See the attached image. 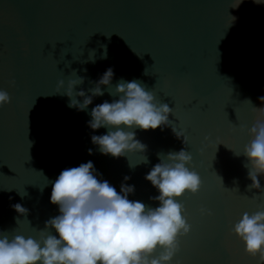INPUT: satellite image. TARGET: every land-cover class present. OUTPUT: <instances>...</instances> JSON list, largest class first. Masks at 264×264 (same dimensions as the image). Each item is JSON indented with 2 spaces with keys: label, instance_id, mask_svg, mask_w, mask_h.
<instances>
[{
  "label": "water",
  "instance_id": "water-1",
  "mask_svg": "<svg viewBox=\"0 0 264 264\" xmlns=\"http://www.w3.org/2000/svg\"><path fill=\"white\" fill-rule=\"evenodd\" d=\"M239 2L0 0V90L11 97L0 106V232L39 239L45 222L60 214L50 201L55 180L88 161L98 179L117 191L122 183L134 185L130 200L157 207L151 198L159 191L145 176L160 162L158 154L167 159L186 149L193 156L187 167L202 185L177 198L192 228L179 237L171 264H264L233 231L245 212L264 210V190L248 189L244 165H251L243 155L256 108L264 107V0ZM108 68L114 76L110 88L101 85L104 95L85 111L69 107L68 81L85 77L75 91L91 95ZM121 79L140 81L173 108L169 120L187 144L171 126L125 129L147 151L102 154L91 137L108 129L90 128V113L119 98ZM259 180L264 187V174ZM17 203L29 210L26 216L12 207Z\"/></svg>",
  "mask_w": 264,
  "mask_h": 264
},
{
  "label": "clouds",
  "instance_id": "clouds-1",
  "mask_svg": "<svg viewBox=\"0 0 264 264\" xmlns=\"http://www.w3.org/2000/svg\"><path fill=\"white\" fill-rule=\"evenodd\" d=\"M113 76V69L108 68L95 82L96 86L88 89L91 95L83 89L75 91L77 85L84 83L85 77L69 80L65 93L70 98L69 107L87 110L94 97L104 95L101 85L111 87ZM64 83L60 80L58 88ZM115 91L119 98L97 104L88 121L94 130L108 129L104 135L91 137L102 154L119 158L129 152L147 151V145L136 139V132L125 129L155 130L171 126L174 134L187 144L184 132L178 131L169 120L173 108L158 101L140 81L121 79ZM77 96L83 97V102ZM259 99L264 102V96ZM10 102L8 92L0 90V106ZM256 109L257 120L250 129L253 139L245 145L243 155L251 165V168L244 165L252 181L248 189L261 191L264 190L259 180L264 174V107ZM88 151L93 153L92 149ZM158 155L160 162L152 167L145 179L158 189L159 195L151 199L158 201L159 206L149 207L141 201L130 200L134 185L122 183L117 191L107 180L98 179L92 161L67 168L52 185L50 197L51 203L59 206L60 214L45 222L39 239L23 235L9 239L0 232V264H171L180 248L179 237L187 235L192 228L183 215L184 205L177 198L186 192L196 194L202 179L195 170L187 167L193 156L186 149L167 153V159L162 158L161 153ZM234 155L241 154L234 152ZM129 179L131 177H124L125 181ZM12 207L25 216L29 211L19 203ZM201 212L211 214L207 209H201ZM52 228L58 235L46 231ZM233 231L245 242L248 254L264 261V210L251 215L245 212Z\"/></svg>",
  "mask_w": 264,
  "mask_h": 264
}]
</instances>
